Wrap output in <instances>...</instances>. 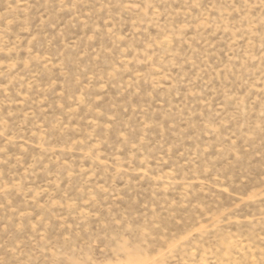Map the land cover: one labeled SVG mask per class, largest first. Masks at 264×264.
I'll use <instances>...</instances> for the list:
<instances>
[{"label": "rangeland", "instance_id": "obj_1", "mask_svg": "<svg viewBox=\"0 0 264 264\" xmlns=\"http://www.w3.org/2000/svg\"><path fill=\"white\" fill-rule=\"evenodd\" d=\"M0 264H264V0H0Z\"/></svg>", "mask_w": 264, "mask_h": 264}, {"label": "snow or ice", "instance_id": "obj_2", "mask_svg": "<svg viewBox=\"0 0 264 264\" xmlns=\"http://www.w3.org/2000/svg\"><path fill=\"white\" fill-rule=\"evenodd\" d=\"M135 242V240H133V241H130V244H129V246L131 247L132 246V243H134Z\"/></svg>", "mask_w": 264, "mask_h": 264}]
</instances>
